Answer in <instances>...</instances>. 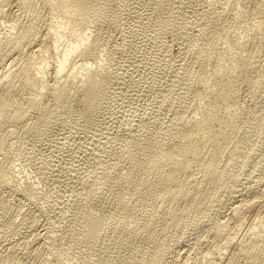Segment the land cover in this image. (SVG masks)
Wrapping results in <instances>:
<instances>
[{
    "label": "bare ground",
    "instance_id": "obj_1",
    "mask_svg": "<svg viewBox=\"0 0 264 264\" xmlns=\"http://www.w3.org/2000/svg\"><path fill=\"white\" fill-rule=\"evenodd\" d=\"M187 1L151 0L145 15L178 42L172 55L166 51L153 109L129 123L132 134L125 131L111 149L116 160L107 176L98 175L101 186L93 180L99 171L92 179L76 175L74 162L67 166L64 221L56 219L52 230L50 219L32 233L36 214L25 202H37L32 179L47 171V161H36L32 179L21 169L31 177L20 172V181L8 151L22 148L23 131L34 135L26 153L41 148L59 107L84 119L96 113L121 74L103 58L111 34L102 29L115 18L107 13L117 0H0V264H166L174 250L189 248L196 257L183 264H264V0H198L184 35L175 16ZM249 157L246 172L255 177L241 180ZM60 168L54 164L52 176ZM226 198L228 220L221 216ZM252 209L255 218L239 233Z\"/></svg>",
    "mask_w": 264,
    "mask_h": 264
},
{
    "label": "rangeland",
    "instance_id": "obj_2",
    "mask_svg": "<svg viewBox=\"0 0 264 264\" xmlns=\"http://www.w3.org/2000/svg\"><path fill=\"white\" fill-rule=\"evenodd\" d=\"M150 2H151V0H117V5L114 4V9H113V11L114 10L115 11L114 12L111 11L114 15L111 14V12L107 13L108 14L107 17L115 16V18H112V19L110 18L108 21L104 22V27L102 29L103 30L102 32L104 34H107V33L111 34V40H109L106 44L107 46H105V48H103V58L106 61V64H107V67L109 70H113L117 67V68H119V70H121L120 71L121 74L118 76L117 79H115L116 81H113L114 83L112 82L106 88V94H105L99 108L97 109L96 113L93 114V116H91L90 118L84 119L82 117H79L78 114H76L74 112H70L66 108L59 107L57 109L56 114L54 115L53 119L51 120V122H52V125H50L51 127H49V129H47L45 131V133L40 135L42 138L45 137L44 139H42L43 141L41 140L39 142L43 147L41 146V148L37 149L36 151L34 150L35 152L32 151L31 152L33 154V155L31 154L32 156L29 155L30 153H26L23 150V148L26 149L27 147H29V145L31 143L30 141L34 135H31V134L27 133L26 131H23L21 133L20 137L19 138L17 137L18 139H20V143L22 145L21 146L22 148H19V150H18V146H15V147H12V148H14L13 150H12V148H10L11 151L10 150L8 151V152H10L7 154L8 158L12 156L14 158L12 159V157H11L9 159L17 161L16 163H15V161H13V165L15 163L14 168L16 170H17V168L18 169L20 168L19 169L20 171L17 170L18 174L20 175L23 172V174L24 175L26 174L25 176H27L31 172L32 177H31V175H29L31 177V179L35 176V173H36L35 172L36 168L34 167L38 163L36 161H38L39 159H42V158L46 159V161H47V163H46L47 171L44 174L39 175V177L37 176L38 174L36 173V177H34V179H32L33 181L31 180L36 187L35 188L36 193L39 194V195L36 194V197H35V199L37 198V202L35 200H33L34 202L28 201V203H27V201L25 202V200H24V202L27 204L26 206L28 207V209L31 211L33 210L32 212H34L36 214L35 228L32 230V233H33V231L35 233L37 229H38L37 231H42L45 228L44 226H47L50 224V219L52 220L51 223L54 225V226L52 224L49 225V227L50 226L52 227V228L50 227L52 230L57 229L58 228L57 224H59V222L64 221V218H62V216H63L62 214L67 213V211H63L66 209L67 203H66L65 198H63V197H65V195L67 197V193L69 194V189H71V187L69 188L70 182L67 183V181L69 180L68 174L70 173V172H68L67 166H69L70 163L72 164L74 162L75 164L73 163L72 165L76 166L75 167L76 173H79L76 175L81 176L82 173L90 174L88 176H91L90 178H92V179L97 174L96 172L99 171L97 176H95L96 179H93V180L96 181L94 183L96 186H98V184H99V186H101L102 183L99 182L101 179H98L99 178L98 175H102V173L104 174V170H105L104 176L105 175L107 176L108 172L106 170H107L108 166H106V165L110 164L109 162H113L116 160L115 154H113V152H112V154H113L112 155L111 151L116 147L118 148V146H117V145H119L118 142L125 139V136L127 137V135L130 136L132 134V132H130V130H129V132L127 131V129H128L127 127H129L130 125L131 126L135 125V123L137 124L141 120L140 118H142V115H140V114L141 113L144 114L143 112L145 110H146V112L152 110L153 107L151 109V106H153V104L156 103L155 101L159 99L158 97L160 95V91H158V89H159V86H161V85L164 86L162 83H164L165 78H166V76H164L165 75L164 72L168 69V68H166L168 66L167 59L169 60L170 56L172 55L171 50L173 51V49L175 50V48L177 47V45L174 43H178V42H176L173 39L174 38L173 34H175V33L170 34L172 32V30L171 31L162 30L163 32H165V33H163L155 26H154L155 28L154 27L151 28L153 26L152 25L153 22L151 20V17L149 18V17L145 16L147 14L146 12H149L150 6L153 5L152 3L150 4ZM196 2H199V1L198 0H193V1L189 0V1L185 2L183 7L179 11L180 14L175 16V20L178 23L179 31L182 29V31H181L182 34H184L183 29H184L185 23H188L190 20L194 19L195 16L197 15L196 13H198V11H199V6H198V8H196L197 5H199V4ZM148 23H149V25H148ZM150 24H151V26H150ZM153 29H154V31H153ZM153 32L155 35L153 34ZM156 32H158V33H156ZM173 32H175V31L173 30ZM171 39H173V40L171 41ZM164 42H166V45L170 44L172 46V49H171L170 45H169L170 47L167 45V48H166V45ZM111 44H112V46H111ZM163 45L165 46V48ZM175 45H176V47H175ZM163 48H164V50H163ZM105 49H107V51H104ZM167 50L169 51L168 53H170L171 55L166 53ZM104 52H107L106 53L107 55L104 54ZM174 52L175 51H173V53ZM162 54H165V55H162ZM160 55H161V57H160ZM162 57H164V58L161 59ZM160 69H162V70H160ZM161 71H162V73H161ZM160 73H161V75H163V74L164 75L161 76ZM160 80L161 81L163 80V81H162V83H159V85H158L157 82H161ZM155 83H156V85H155ZM156 86L158 88H156ZM244 92H245L244 94H246V97H247L246 98L245 95L243 96L244 103L247 102L246 104H250L251 99L249 98L250 96H248L249 95L248 89H245ZM136 119H138L137 120L138 122H135ZM129 123H132V124L129 125ZM125 125H126V130H124ZM62 130H64V133L62 132ZM77 130H78V132H77ZM68 131H70L71 133H69ZM125 131H127V135H126ZM1 132L2 131H0V134H1ZM123 133H125V134H123ZM69 134H70V136L68 138ZM62 135L65 138H62ZM106 135H108V137L110 139ZM109 135H111V136H109ZM66 136H67V138H66ZM113 138H115V139H113ZM118 138H120V139H118ZM99 139L101 142L99 141ZM112 140H115L117 142V144H115L116 142L112 141ZM60 142H62V143L60 144ZM102 142H103V144L105 142H107V143L102 145ZM113 142H114V144H113ZM62 144H65V145H62ZM107 144H108V146H107ZM111 144L114 146H112ZM53 145H55L56 147ZM48 146L50 148H48ZM53 147H54V149H53ZM57 147H59L60 149L59 148L57 149ZM117 148H116V151H117ZM15 149H17V153H15L16 152ZM48 149H51V152L54 151L55 153H51L50 150H48ZM107 149L108 150L110 149V151L108 152ZM14 150H15V152H14ZM18 151H20V154H22V155L18 154ZM0 152H2V151L0 150ZM50 153H51V155L53 154V157H51L52 158L51 161H49L50 160L49 159ZM65 153H66V156L64 155ZM67 153H69V154H67ZM3 154H4V152L0 153V159L5 158L4 155H6V154H4V155ZM57 154L59 155V157L60 156L61 157L59 158ZM61 154L63 155V157ZM109 154L112 157H110ZM255 154H253V156H255ZM18 156H20V157H18ZM23 156H25V157H23ZM67 156L69 157L71 162L69 161V159H67ZM17 157L21 158V159H18ZM107 157H110L109 160ZM112 158H113V160L111 161ZM250 158L251 157L248 158L249 161L252 160V158L251 159ZM34 159H36V160H34ZM47 159H49V160H47ZM21 160H23V162ZM29 160L32 162H30ZM105 160H106V162L107 161L108 162L104 163ZM249 161L246 162V164H245L247 167V170L245 167H243L244 168L243 173H240L241 180H243L244 178H246L245 180H247V178L253 179L255 177V176H253V174L250 175L248 173L250 170V167H251V165H250L251 161L250 162ZM248 163H249V165H248ZM54 164L61 167L60 170H57V171L55 170V173L57 172L59 176H56V175L52 176V173H54V171H52L51 168L53 167ZM102 164H105V165H103L105 167H102ZM62 166H64V167H62ZM102 168H106V169L102 170ZM21 169H23L24 171H28L29 174L27 172L24 173V171H21ZM32 170H34V171H32ZM246 171H248V172H246ZM33 172H35V173H33ZM23 174H21L22 176L18 175V178L20 177L19 180L21 178H23V176H24ZM241 174L244 177H242ZM246 174H248V175H246ZM97 179H98L99 183L97 182ZM34 180H35V182H34ZM96 183H98V184H96ZM20 184H22V183L20 182ZM66 184L67 185L69 184V185L67 186ZM87 184L89 185V183H87ZM87 184H86V186H87ZM66 187L68 188V190L66 189ZM84 187L85 186H83L82 189L85 190ZM64 188L66 190L63 192ZM66 191H68V192H66ZM14 193L12 192V195H10V196L15 195L17 197V195ZM59 193H61L60 195L63 194L64 196L62 195L61 198H59ZM64 193H66V194H64ZM15 196H14V199H13V197L12 198L10 197V200L12 201V202L11 201L10 202H11V204H13L12 206H14L16 203H18V199L15 198ZM38 197H40V198H38ZM58 198H59L60 202H58ZM262 198L264 199V195L262 196ZM229 199L231 200L230 197H228V200ZM16 200H17V202H16ZM64 200H65V202H64ZM56 201H57V204H56ZM35 202H36V204H35ZM225 202L227 204H225ZM222 204L224 207L221 206V210H223L224 213H223V211H221L223 213V214L221 213V216L223 218V215H224L225 216L224 218H226V220H228L229 215H230L229 210L231 208V201L227 202V198H226V200H224V202ZM29 205H30V207H29ZM36 205H38V207H36ZM39 205H41V206H39ZM228 205L230 208L228 207ZM257 205H255L254 207H256ZM62 206L65 208L63 209ZM222 208H224V209H222ZM52 209H53V211H52ZM57 209H58V212H57ZM254 210L255 209L249 210L243 216V218H242L243 224L240 227L239 233H241L242 230L245 229V225H248L255 218V212L257 209L255 211ZM60 211H61V216H60V214H58ZM48 213L51 214L50 217H48L49 216ZM26 215L24 216L25 218H23V216L21 217V215H18V217L21 218V220L18 217L15 218V220H17V221L19 220L20 222L22 220L25 221L24 219H26V217H27ZM15 216H17V215H15ZM45 218L47 220H49V222ZM56 219L57 220L61 219V220L60 221L58 220L59 221L58 222V221H56ZM62 219H63V221H62ZM245 219H247V220L244 221ZM53 222H56V224ZM38 223L41 225H38ZM229 224L231 226L232 223H229ZM229 224H227V227L229 226ZM39 226L40 227L43 226V227L37 228ZM190 232H191V235H190ZM190 232L188 233V231H187L188 234L186 233L187 234L186 237L187 236L192 237V235H194V233H195V231H190ZM189 249L184 250V251L180 250V253L176 252L174 250L168 256V258H167L168 260L166 261V264H170V263L173 264L175 262V260H176V262H178V263L175 262V264H180V263L183 264V261L188 262L189 260H186V259H189V258H190L189 262H192V260L194 261V259L196 257L195 252H194L195 250H193V248H191L190 250ZM188 250L189 251L192 250L191 253ZM186 253H188L189 255ZM176 254H178V256ZM175 255H176V257H174ZM186 255H188L187 258L185 257ZM181 256H182L183 260L181 259ZM169 257H171V258H169ZM177 257H178V259H177ZM179 260H180V262H179ZM223 261H224V259H222L220 261V263L223 264Z\"/></svg>",
    "mask_w": 264,
    "mask_h": 264
}]
</instances>
